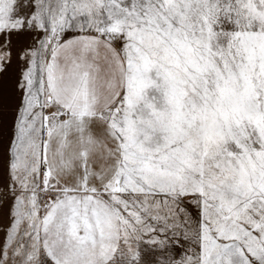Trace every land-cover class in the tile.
I'll return each instance as SVG.
<instances>
[{"label":"snow or ice","instance_id":"6c2138e0","mask_svg":"<svg viewBox=\"0 0 264 264\" xmlns=\"http://www.w3.org/2000/svg\"><path fill=\"white\" fill-rule=\"evenodd\" d=\"M0 264H264V0H0Z\"/></svg>","mask_w":264,"mask_h":264}]
</instances>
